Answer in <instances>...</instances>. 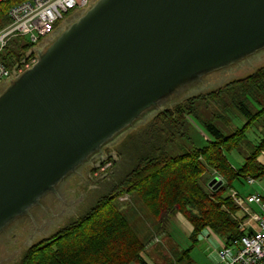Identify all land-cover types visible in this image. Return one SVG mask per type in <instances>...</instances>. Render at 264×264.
Listing matches in <instances>:
<instances>
[{"label":"water","instance_id":"water-1","mask_svg":"<svg viewBox=\"0 0 264 264\" xmlns=\"http://www.w3.org/2000/svg\"><path fill=\"white\" fill-rule=\"evenodd\" d=\"M83 10L3 82L0 232L159 100L264 48V0H95Z\"/></svg>","mask_w":264,"mask_h":264},{"label":"trees","instance_id":"trees-1","mask_svg":"<svg viewBox=\"0 0 264 264\" xmlns=\"http://www.w3.org/2000/svg\"><path fill=\"white\" fill-rule=\"evenodd\" d=\"M23 1L27 0L3 3L7 10L0 11V27L7 23L9 9ZM34 46H18L17 52L6 54L1 62L13 70ZM184 101L140 124L139 128L145 127L126 139L117 152L118 161L110 162L109 173L99 180L101 190L95 192L99 196L94 204L51 237L31 245L17 264H147L141 257L146 245L113 201L115 196L119 199L131 193L160 227L158 232L171 215L179 214L192 229L189 238L193 243L204 229L225 245L245 236L233 217L239 209L227 190L240 178L246 182L264 178V166L258 161L264 152V64ZM240 119L241 126L226 134L227 127ZM218 121L225 124L224 131L214 125ZM193 125L202 132L201 147L189 137ZM186 139L191 148L185 145ZM232 151L244 157L241 166L228 160ZM209 171L222 181L215 191L209 187ZM171 253L175 257L181 253L192 264L190 250Z\"/></svg>","mask_w":264,"mask_h":264},{"label":"rangeland","instance_id":"rangeland-1","mask_svg":"<svg viewBox=\"0 0 264 264\" xmlns=\"http://www.w3.org/2000/svg\"><path fill=\"white\" fill-rule=\"evenodd\" d=\"M6 10L7 8L2 3L0 5V11L5 12ZM84 11L85 10L72 11L66 15L64 21L61 20L62 22L60 21L56 26L63 27L64 22L66 21H69V25L72 21L82 16L85 13ZM2 22L3 20H0V23ZM64 29L62 28V31ZM51 39V35H49L45 39L39 41V43L35 44L34 48L32 47L31 50L28 49L26 51L28 59L26 58L22 60L20 66L13 69V76L16 77V75L31 68L36 63L37 56H30V52L32 53L37 50H40V52L44 51L52 41ZM26 44H29L26 38L11 37L8 47L0 51V60L8 53L17 52L18 46H25ZM263 64L264 48L257 53L255 52L253 55L247 56L244 60L231 63L225 68L197 76L193 83L179 87L169 96L159 100L155 107L150 108L145 114H142L135 123L128 126L127 129L125 128L126 130L124 132L108 139L98 150L94 151L86 160L78 165L75 170L71 173L69 172V175L63 177V181L58 183L54 189L59 198L55 200V203H51L52 199H49L47 202L49 211L45 213L42 218L40 217L38 205H45L46 203L39 201L28 210L26 214L16 218L13 221L14 223L12 222L13 224L11 223V228L0 235V257L4 258L0 264H17L31 245L51 237L56 231L91 207L94 204L93 199H96L99 196V194H96L95 192L101 190L100 188H97L98 183H100L99 180H102L104 176H107L109 173L112 167L110 162L118 161L117 152L122 151L120 148L127 143L126 139L138 134L140 130L145 127L142 126L140 129V124H146L149 119H152L157 113H160L163 110H174L178 106L177 104L182 103L184 100H191L192 97L207 91H212L229 80L243 77ZM250 69H252V71H250ZM16 72L18 74H16ZM6 86L7 83L0 84V94ZM237 122L238 124L233 122V127L228 126V133L226 131L225 133L229 134L230 132H233V128L241 126L243 120L240 119L237 120ZM214 125L221 131H224L225 124L221 123V121L216 122ZM189 134L190 139L192 138L197 146L201 147V145L204 144H202V132L199 131V128L195 125L192 126V129L190 128ZM188 142H190V140H184L185 145H187L188 148H191V145H188ZM262 156H264V153H262ZM228 160L234 166L239 167L243 164L244 157L242 155L240 156L236 151H232L228 155ZM206 174L211 180L214 178L211 177V171ZM203 177L207 181L209 180L207 176ZM260 182L261 180L257 181V184ZM199 183L203 187L202 182ZM224 184L225 183L223 182V186ZM249 187L250 185H248L243 178H240L238 181L232 183L230 187L232 189H228L227 191H229V194L232 191H235L240 195H245L250 192ZM121 198L117 199L115 196L113 201L116 203L118 209H120L143 244L154 245V241H156V243L159 242L161 243L158 245L160 251L163 249L164 253H167V255H165L160 252L161 257H147L150 264H187L182 258L181 253H179L177 257L173 256L171 253L172 251H178L179 249L183 251L190 250V257H195L198 261H200L199 257H214L216 253L218 258L217 264H221L218 251L225 246V244L217 249L221 239L212 235L210 233L211 231L206 229L202 230L197 236V242L193 243L189 238L190 234L188 235V233L184 231V228L182 230L178 223L179 221H182V223L188 225L187 222L181 215L174 214L170 217L169 223H167L166 227H168L167 233L169 238L176 243L177 246L173 245L169 240L163 245V241L168 237L167 234L166 237L163 235L165 228L162 229L161 232H158L160 227H158L155 220L149 215L145 207L134 194L131 193ZM239 205L240 204H237L236 207L240 210L241 207ZM221 209L224 212L226 211L224 207ZM29 214L34 219H30L28 216ZM239 215H241V213ZM235 219L237 222L242 223V219ZM208 234H210L212 238L207 241ZM213 236L216 239H214ZM158 246L155 247V250H159Z\"/></svg>","mask_w":264,"mask_h":264},{"label":"built area","instance_id":"built-area-1","mask_svg":"<svg viewBox=\"0 0 264 264\" xmlns=\"http://www.w3.org/2000/svg\"><path fill=\"white\" fill-rule=\"evenodd\" d=\"M6 0H0L4 3ZM95 0H27L11 7L8 21L0 27V51L5 49L11 37L26 38L37 44L53 33L56 25L75 10L88 8ZM27 66V65H26ZM16 74H18L16 72ZM21 74V73H20ZM17 76V75H16ZM13 76L0 60V84ZM252 182L251 179L248 180ZM234 204L242 199L235 191L230 193ZM124 199V198H121ZM244 204L257 207L250 214L253 224L240 225V230L250 228L251 233L230 241L218 251L221 264H264V200L256 193L246 197Z\"/></svg>","mask_w":264,"mask_h":264},{"label":"crops","instance_id":"crops-1","mask_svg":"<svg viewBox=\"0 0 264 264\" xmlns=\"http://www.w3.org/2000/svg\"><path fill=\"white\" fill-rule=\"evenodd\" d=\"M264 153V152H263ZM258 161L260 162V164H262L264 166V156H262L261 154V157L258 158ZM252 180V179H251ZM261 182L259 184H257V181H260ZM260 180H252V182H249L247 181V184L250 185V192L246 193L245 195H240L238 194V196L242 199L241 203H240V207L241 209L237 212V214H235L233 217L234 218H240L242 219V223L240 225H243V224H253V222L251 221V218H250V214H253V213H257L258 212V209L257 207L255 206H252V205H246L244 204V200L246 199L247 196L249 195H252V194H256V193H259L261 194V196L263 197V200H264V178L260 179ZM241 193V192H239ZM241 213V215H239ZM179 215V214H178ZM246 216V218H245ZM179 226L180 228L183 230L184 228V231L186 233H188V235L191 233V227L190 225H186L184 223H182V221H179ZM171 224V222H170ZM167 228L165 226V231L163 233L164 237H166V234L168 237H166V239L163 241V245L165 244V242L167 240H169L173 245L177 246L176 243H174L170 238H169V235L167 233ZM245 233L246 234H249L251 233V230L250 228H248L246 226L245 228ZM166 232V233H165ZM212 235H214L215 237H217L215 234H213L212 232H210ZM213 236L214 239H216L215 237ZM212 237L210 236V234L207 235V241L210 240ZM221 242V243H220ZM154 245H146V247L144 248V253L141 254V257H144L143 259L146 261L147 264H150L147 260V257H161L160 254H165L167 255V253H164L163 249L162 251H160V248L158 245H160L161 243H156V241H154L153 243ZM225 243L221 240L219 241V244H218V248L219 247H222ZM158 246L159 250H155V247ZM161 252V253H160ZM191 261H192V264H217L218 263V258H217V255L215 253V256L214 257H199V260L198 261L195 257H190Z\"/></svg>","mask_w":264,"mask_h":264},{"label":"flooded vegetation","instance_id":"flooded-vegetation-1","mask_svg":"<svg viewBox=\"0 0 264 264\" xmlns=\"http://www.w3.org/2000/svg\"><path fill=\"white\" fill-rule=\"evenodd\" d=\"M65 19V18H64ZM64 19L62 20V21H64ZM61 21V22H62ZM68 23H69V21H66V22H64V25H63V27L62 26H59V27H57L56 26V28H55V31H53L54 33L53 34H51V38L52 39H54L61 31H62V28L64 29V28H66V26L68 25ZM51 39V40H52ZM64 183V182H63ZM48 196V197H47ZM57 198H59L58 197V194H57V192H51V193H48V194H46L40 201H42L43 203H46L45 205H42V204H39L38 205V210H39V213H40V217L42 218L43 216H44V214L45 213H47L48 211H49V207L47 206V202L49 201V199H52L51 200V203H55V200L57 199ZM41 202V203H42ZM29 216V218L30 219H34V218H32L31 216H30V214L28 215ZM14 223V222H13ZM12 223V224H13ZM12 224H10L4 231H2V232H0V235L1 234H3L5 231H8L10 228H11V226H12ZM4 260V258H2V257H0V263L2 262Z\"/></svg>","mask_w":264,"mask_h":264}]
</instances>
